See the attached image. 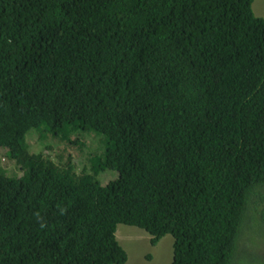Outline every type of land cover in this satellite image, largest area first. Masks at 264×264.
Instances as JSON below:
<instances>
[{
  "label": "trees",
  "instance_id": "trees-1",
  "mask_svg": "<svg viewBox=\"0 0 264 264\" xmlns=\"http://www.w3.org/2000/svg\"><path fill=\"white\" fill-rule=\"evenodd\" d=\"M254 2L0 0V264H124L120 223L172 264H264Z\"/></svg>",
  "mask_w": 264,
  "mask_h": 264
},
{
  "label": "rangeland",
  "instance_id": "rangeland-1",
  "mask_svg": "<svg viewBox=\"0 0 264 264\" xmlns=\"http://www.w3.org/2000/svg\"><path fill=\"white\" fill-rule=\"evenodd\" d=\"M253 8L256 15L264 17V0H255ZM59 146L62 148L63 144L59 143ZM72 148H68V150L70 149L73 152L75 162L81 169L85 163L87 148L83 150ZM6 150L5 148L0 149V165L5 168L7 160L2 156L6 153ZM57 152L54 151L51 156L55 158ZM114 176V173L107 172L104 174L103 179L108 181ZM117 238L128 253V260L124 264H172L173 262L174 236L172 234H167L157 244H153L151 241L152 235L145 229L120 223L117 227ZM252 252L264 255V240L254 239L252 241L251 246L246 251L248 259L254 257V255H251Z\"/></svg>",
  "mask_w": 264,
  "mask_h": 264
},
{
  "label": "bare ground",
  "instance_id": "bare-ground-1",
  "mask_svg": "<svg viewBox=\"0 0 264 264\" xmlns=\"http://www.w3.org/2000/svg\"><path fill=\"white\" fill-rule=\"evenodd\" d=\"M25 100V99H24ZM31 101V100H30ZM30 104V103H29ZM41 105V104H40ZM18 108V107H17ZM39 109V108H38ZM49 119V118H48ZM60 222H62V221H60ZM78 261V260H77Z\"/></svg>",
  "mask_w": 264,
  "mask_h": 264
}]
</instances>
